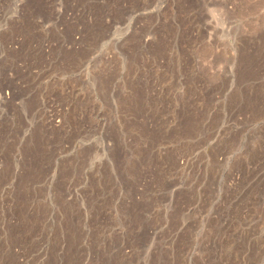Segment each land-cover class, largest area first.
Instances as JSON below:
<instances>
[{
    "label": "rangeland",
    "instance_id": "rangeland-1",
    "mask_svg": "<svg viewBox=\"0 0 264 264\" xmlns=\"http://www.w3.org/2000/svg\"><path fill=\"white\" fill-rule=\"evenodd\" d=\"M0 264H264V0H0Z\"/></svg>",
    "mask_w": 264,
    "mask_h": 264
}]
</instances>
